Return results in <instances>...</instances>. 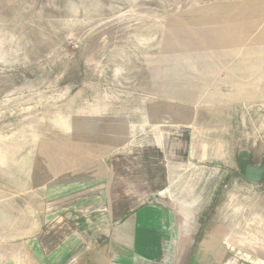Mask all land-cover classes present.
<instances>
[{
    "label": "rangeland",
    "instance_id": "rangeland-1",
    "mask_svg": "<svg viewBox=\"0 0 264 264\" xmlns=\"http://www.w3.org/2000/svg\"><path fill=\"white\" fill-rule=\"evenodd\" d=\"M260 162L264 0H0V256L26 264L121 163L222 226L226 264H264Z\"/></svg>",
    "mask_w": 264,
    "mask_h": 264
},
{
    "label": "crops",
    "instance_id": "crops-1",
    "mask_svg": "<svg viewBox=\"0 0 264 264\" xmlns=\"http://www.w3.org/2000/svg\"><path fill=\"white\" fill-rule=\"evenodd\" d=\"M122 167L119 163L100 205L79 207L77 220L73 212H62L23 243L26 264H226L222 226L181 202L151 196L165 185L147 184L140 171L143 175L126 180ZM163 176L166 183L165 170ZM0 264L22 263L4 255Z\"/></svg>",
    "mask_w": 264,
    "mask_h": 264
},
{
    "label": "water",
    "instance_id": "water-1",
    "mask_svg": "<svg viewBox=\"0 0 264 264\" xmlns=\"http://www.w3.org/2000/svg\"><path fill=\"white\" fill-rule=\"evenodd\" d=\"M243 168H244L243 176L249 182L258 183L264 175V163L263 162L259 164H253V165L250 163H247Z\"/></svg>",
    "mask_w": 264,
    "mask_h": 264
}]
</instances>
